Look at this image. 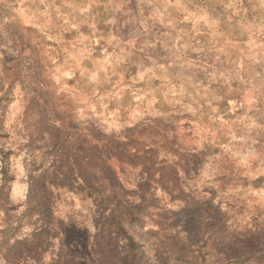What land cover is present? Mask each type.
Instances as JSON below:
<instances>
[{
	"label": "rangeland",
	"instance_id": "obj_1",
	"mask_svg": "<svg viewBox=\"0 0 264 264\" xmlns=\"http://www.w3.org/2000/svg\"><path fill=\"white\" fill-rule=\"evenodd\" d=\"M257 2L0 0V264H112L110 209L116 264H264V30L225 12ZM225 144L255 158L200 181Z\"/></svg>",
	"mask_w": 264,
	"mask_h": 264
},
{
	"label": "clouds",
	"instance_id": "obj_2",
	"mask_svg": "<svg viewBox=\"0 0 264 264\" xmlns=\"http://www.w3.org/2000/svg\"><path fill=\"white\" fill-rule=\"evenodd\" d=\"M169 4L174 10H178L181 13L187 12L186 15H183L182 20H180L181 23L188 21L190 17H196L199 20H204L207 18L209 11L212 8L211 5H206L205 7H200L189 11V9L192 7L191 4H182L181 0H175V2H173V0H169ZM256 7L264 9V0H258ZM228 9L232 10V14L228 16V20L235 21L233 27L239 31L241 36L245 35L246 32L251 29L264 30V19L260 20L259 22H248L240 5L229 3L225 7V12H227ZM172 23L173 22L170 21L169 25L171 26ZM67 75V72H63L54 76L53 79L56 81V83H59L62 77ZM92 78L95 79V75H93ZM185 110L193 111L191 106H186ZM233 139H236V137H233ZM229 144L222 145L223 152L220 156L209 157L208 162L203 164L198 177L200 181L212 179L219 167L217 164L216 167L213 168L212 162L220 161L224 156H227L228 160L231 161L237 169H247L250 166V161L255 158V153L244 148L233 150Z\"/></svg>",
	"mask_w": 264,
	"mask_h": 264
},
{
	"label": "trees",
	"instance_id": "obj_3",
	"mask_svg": "<svg viewBox=\"0 0 264 264\" xmlns=\"http://www.w3.org/2000/svg\"><path fill=\"white\" fill-rule=\"evenodd\" d=\"M106 150L111 151V147L107 148ZM105 157H108L106 155ZM108 160V159H107ZM105 171H110L111 175L109 180L113 183L119 184V180L117 179V176L115 175V171L111 170L107 164L104 165ZM88 188L93 189L95 184V175L93 173H90L89 179H88ZM115 196H112V199H114ZM116 198V197H115ZM116 218V211L115 209H110L108 214L105 216V222L102 224L99 228H97V231L94 236V244L93 247L95 248L94 254L97 256L98 261H108V263L116 264L115 260V254L112 253L110 255V252H114L115 247L117 245V237L120 233L123 232V224L121 220H115ZM109 221H108V220Z\"/></svg>",
	"mask_w": 264,
	"mask_h": 264
}]
</instances>
